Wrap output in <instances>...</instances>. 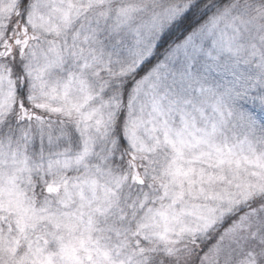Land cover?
I'll use <instances>...</instances> for the list:
<instances>
[{"label": "snow or ice", "instance_id": "snow-or-ice-1", "mask_svg": "<svg viewBox=\"0 0 264 264\" xmlns=\"http://www.w3.org/2000/svg\"><path fill=\"white\" fill-rule=\"evenodd\" d=\"M0 264H264V0H0Z\"/></svg>", "mask_w": 264, "mask_h": 264}]
</instances>
